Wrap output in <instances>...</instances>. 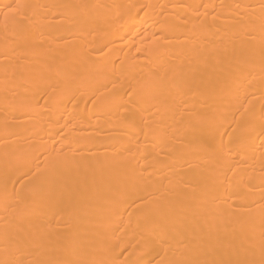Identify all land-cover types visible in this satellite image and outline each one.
<instances>
[{
	"label": "bare ground",
	"instance_id": "1",
	"mask_svg": "<svg viewBox=\"0 0 264 264\" xmlns=\"http://www.w3.org/2000/svg\"><path fill=\"white\" fill-rule=\"evenodd\" d=\"M203 261L264 264V0H0V264Z\"/></svg>",
	"mask_w": 264,
	"mask_h": 264
},
{
	"label": "snow or ice",
	"instance_id": "2",
	"mask_svg": "<svg viewBox=\"0 0 264 264\" xmlns=\"http://www.w3.org/2000/svg\"><path fill=\"white\" fill-rule=\"evenodd\" d=\"M22 6H17V8H20ZM195 264H224V262H217V261H203V262H195Z\"/></svg>",
	"mask_w": 264,
	"mask_h": 264
}]
</instances>
